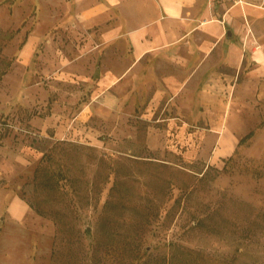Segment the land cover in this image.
Returning a JSON list of instances; mask_svg holds the SVG:
<instances>
[{
    "label": "rangeland",
    "instance_id": "374dc122",
    "mask_svg": "<svg viewBox=\"0 0 264 264\" xmlns=\"http://www.w3.org/2000/svg\"><path fill=\"white\" fill-rule=\"evenodd\" d=\"M251 3L232 27L244 61L215 62L227 82L205 105L193 82L182 95L162 84L150 104L155 81L115 109L95 77L112 52L42 28L23 55L33 1L0 0V264H264V68L251 57L264 3ZM226 126L253 135L219 154L210 131Z\"/></svg>",
    "mask_w": 264,
    "mask_h": 264
},
{
    "label": "crops",
    "instance_id": "0c3cea01",
    "mask_svg": "<svg viewBox=\"0 0 264 264\" xmlns=\"http://www.w3.org/2000/svg\"><path fill=\"white\" fill-rule=\"evenodd\" d=\"M32 1L36 28L21 46L22 54L29 55L33 50L35 41L40 39L37 29L42 28L57 29L70 43L72 37L78 36L83 42L78 44L80 53L112 52L111 60L102 59L95 77L104 84L101 90L109 94V87L114 86L115 96H105V103L115 109L122 107L124 98H131L133 104V99L149 95L155 81L161 86L154 87L150 104L164 94L163 85L178 95L186 93L193 82L191 93L198 92L196 101L205 105L209 93L216 92L219 83L224 86L227 82L226 74L221 73L218 78L215 62L221 60L220 64L230 69L242 65L245 49L239 42L243 36L237 38L232 27L239 21L236 15L240 11L246 14V6L258 2L243 0L239 5L236 0ZM251 57L260 69L264 68L263 53L254 51ZM109 61L112 69L107 68ZM87 63L92 65L89 60ZM210 132L218 141L215 152L231 153L237 146L236 128L226 126L219 135L212 129ZM18 202L27 208L21 200Z\"/></svg>",
    "mask_w": 264,
    "mask_h": 264
},
{
    "label": "trees",
    "instance_id": "16d2710c",
    "mask_svg": "<svg viewBox=\"0 0 264 264\" xmlns=\"http://www.w3.org/2000/svg\"><path fill=\"white\" fill-rule=\"evenodd\" d=\"M253 135V132L250 131L247 135H245L244 137L240 138L238 144H241L242 142H244L245 140L249 139V137H251Z\"/></svg>",
    "mask_w": 264,
    "mask_h": 264
},
{
    "label": "built area",
    "instance_id": "2783aa9c",
    "mask_svg": "<svg viewBox=\"0 0 264 264\" xmlns=\"http://www.w3.org/2000/svg\"><path fill=\"white\" fill-rule=\"evenodd\" d=\"M239 4H243L244 2H243V0H236ZM258 2H262V3H264V0H258Z\"/></svg>",
    "mask_w": 264,
    "mask_h": 264
},
{
    "label": "water",
    "instance_id": "95a60500",
    "mask_svg": "<svg viewBox=\"0 0 264 264\" xmlns=\"http://www.w3.org/2000/svg\"><path fill=\"white\" fill-rule=\"evenodd\" d=\"M227 36L230 37V36H231V32H228V33H227Z\"/></svg>",
    "mask_w": 264,
    "mask_h": 264
}]
</instances>
